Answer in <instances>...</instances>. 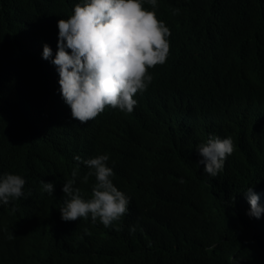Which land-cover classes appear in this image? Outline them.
Instances as JSON below:
<instances>
[{"label": "trees", "instance_id": "1", "mask_svg": "<svg viewBox=\"0 0 264 264\" xmlns=\"http://www.w3.org/2000/svg\"><path fill=\"white\" fill-rule=\"evenodd\" d=\"M200 1L188 7L181 19L192 18L197 10L204 12L179 23L188 36L182 39L187 53L184 72L172 64L161 70L167 84L180 81L181 91L193 76L204 77L191 66L194 57L201 70L221 66L211 57L204 33L209 23H229L209 29L218 48L240 43L237 34L242 21L264 22V0H220L218 9L226 16L196 6ZM76 2L0 0V173L24 176V187L28 184L30 192L18 212L0 210V264H264V214L259 219L246 215L249 186L262 192L259 203L264 205V169L257 163L262 158L264 165V114L260 129L247 142L245 163H230L215 177L198 170L201 157L194 158L202 133L183 122L187 133L177 138L168 123L143 105L132 112L108 110L98 125L99 135L90 126L67 121L55 134L51 119L62 110V101L58 85L46 67H40L42 44L48 38L57 39V20L71 15ZM225 56L226 67L238 68L247 62L264 65V36ZM250 92L264 101V80ZM108 130L106 145L100 138ZM249 143L257 144L253 152ZM100 153L116 163V170L111 167L114 185L133 199L123 230L110 231L90 217L77 218L74 226L60 224L57 214L38 217L59 195V189L48 195L40 181L48 182L57 173L67 180L75 170L77 186L87 199L94 178L79 182L87 169L73 157ZM214 180L218 182H210ZM166 203L180 214V231L155 220V212ZM129 226L134 230L129 231Z\"/></svg>", "mask_w": 264, "mask_h": 264}, {"label": "clouds", "instance_id": "2", "mask_svg": "<svg viewBox=\"0 0 264 264\" xmlns=\"http://www.w3.org/2000/svg\"><path fill=\"white\" fill-rule=\"evenodd\" d=\"M197 1L78 0L71 15L57 20V39L48 38L42 44L40 67L45 66L58 85L62 101V110L56 111L51 119L55 134L59 133L61 123L67 121L90 126L99 135L98 125L110 113L108 110L132 112L143 105L168 123L177 138H183L187 131L183 122H190L202 133L194 153V158L201 157L198 170L214 177L226 171L230 163H245L247 142L261 125L264 114V101L250 92L264 80V65L247 62L233 68L226 67L224 60L228 51L257 43L264 36V22L257 25L242 21L243 27L237 34L240 43L218 48L209 29L223 28L229 23H209L204 33L211 45V57L219 60L221 66L201 70L196 66L198 57H194L191 66L204 77L193 76L188 87L181 91L177 84L180 81L167 84L162 78L167 76L161 70L172 64L184 72L187 53L182 39L187 40L188 36L179 23L190 22L204 12L197 10L192 18L181 19L185 10ZM219 1L201 0L196 6L226 16L218 9ZM234 82L237 83L229 85ZM100 117L101 122L97 121ZM109 132L100 138L105 144ZM256 145L250 144V152ZM73 159L87 169L79 182H87L89 176L94 178L87 199L77 186L75 170L67 180L57 173L48 182L40 181L48 195H54L57 189L59 195L38 212V217L57 214L58 222L64 226H74L77 218L90 217L93 223L98 219L110 231H122L132 199L112 181L116 163L107 153L83 159L75 155ZM257 163L264 169L262 158ZM25 184L26 178L18 173H0V210L18 212L30 198ZM261 194L251 186L247 188L249 217L259 219L264 214V205L259 203ZM154 218L181 229L182 218L168 203L155 212ZM133 230L129 226V231Z\"/></svg>", "mask_w": 264, "mask_h": 264}, {"label": "bare ground", "instance_id": "3", "mask_svg": "<svg viewBox=\"0 0 264 264\" xmlns=\"http://www.w3.org/2000/svg\"><path fill=\"white\" fill-rule=\"evenodd\" d=\"M259 129H260V127H259ZM260 131H261V130H260ZM107 144H108V142L106 143V145H107ZM83 154H84V153H83ZM84 155H85V154H84ZM82 157H83V156H82ZM83 158H84V157H83ZM86 158H87V157H86ZM4 166H5V165H4ZM122 173H123V172H122ZM125 175H126V174H125ZM214 177H215V176H214ZM210 179H211V177H210ZM213 179H215V178H213ZM178 180H179V179H178ZM178 180H177V182L180 183V181H178ZM214 181H215V180H214ZM181 186H183V185H181ZM180 188H181V187H180ZM213 190H214V187H213ZM177 192H178V191H177ZM177 192H176V193H177ZM182 192H183V191H182ZM125 193H126V192H125ZM182 194H183V193H182ZM184 196H185V193H184ZM233 197H234V196H233ZM180 198H181V196H180ZM184 198H186V197H184ZM187 198H188V197H187ZM231 198H232V197H231ZM241 199H242V198H241ZM132 200H133V199H132ZM184 201H185V200H184ZM237 201H239V200L237 199ZM237 201H236V202H237ZM245 201H246V200H245ZM242 202H243V204H245V202H244L243 200H242ZM184 203H186V202H184ZM189 204H190V203H189ZM243 204H241V205H243ZM236 205H237V204H236ZM135 207H136V206H135ZM131 209L133 210V208H131ZM241 209H242V208H241ZM132 210H131V211H132ZM134 210H135V209H134ZM132 212H133V211H132ZM132 214H134V213H132ZM129 217H130V216H129ZM232 232H233V231H232ZM219 235H221V234H219ZM223 236H224V235H223ZM242 237H243V236H242ZM223 238H224V237H223ZM240 242H241V241H240ZM216 244H217V243H216ZM216 244H215V245H216ZM255 247H256V246H255ZM253 248H254V245H253ZM229 262H230V261H229Z\"/></svg>", "mask_w": 264, "mask_h": 264}]
</instances>
